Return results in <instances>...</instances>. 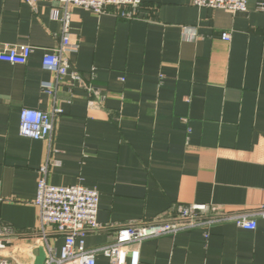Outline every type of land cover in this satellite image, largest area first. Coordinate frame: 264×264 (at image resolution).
I'll list each match as a JSON object with an SVG mask.
<instances>
[{"label": "crops", "instance_id": "crops-1", "mask_svg": "<svg viewBox=\"0 0 264 264\" xmlns=\"http://www.w3.org/2000/svg\"><path fill=\"white\" fill-rule=\"evenodd\" d=\"M197 6L192 0H142L133 18L114 6L102 14L71 6L78 49L57 81L43 57L63 36L65 8L40 0H0V49L33 47L26 64L0 61V257L46 264L64 236L39 228L34 200L41 176L100 193L98 222L86 247L115 240L128 221L205 204L230 212L264 206V12ZM230 33V40L222 38ZM51 83L52 88L44 86ZM90 87L105 98L91 104ZM96 98V97H95ZM61 112L50 140L20 134V111ZM256 229L234 221L149 238L139 264H264V218ZM96 264H111L99 252Z\"/></svg>", "mask_w": 264, "mask_h": 264}, {"label": "built area", "instance_id": "built-area-1", "mask_svg": "<svg viewBox=\"0 0 264 264\" xmlns=\"http://www.w3.org/2000/svg\"><path fill=\"white\" fill-rule=\"evenodd\" d=\"M34 5L40 0H24ZM65 8L63 18V36L60 45L43 57L45 69L52 72L57 81L63 82L67 77L70 83L81 81L82 77L76 70H71L69 55L78 49L69 33V12L71 6L82 7L95 14H102L107 7L114 6L125 18H133L142 0H46ZM197 6L222 8L232 12L246 10L247 0H192ZM256 7L264 12V0H257ZM224 40H230V33H223ZM33 47L22 44H4L0 49V61L11 64H26L33 52ZM44 86L52 88L51 83ZM94 95L91 104L100 103L105 95L90 87ZM96 97V98H95ZM61 112L55 109L47 112L31 107H23L20 111V134L22 136L50 140L54 119ZM48 164L40 168L41 176L37 184V195L34 200L39 209V228L47 233L48 227H54L55 232L64 236V244L60 256L57 257L49 248L46 264H96V255L101 252L106 255L111 264H128V246L138 245L142 241L164 234H175L182 230L195 227H209L214 223L234 221L244 229H256V216L264 218V206L253 211L230 212L218 206L205 204L179 205L174 214H165L147 221H128L117 228L115 240L97 249L86 247V236L102 227L98 222L100 193L97 189L82 184L54 185L48 182L46 175ZM10 226L0 221V236L12 233ZM1 246V242H0ZM139 246L131 252V264H139ZM0 264H10L0 257Z\"/></svg>", "mask_w": 264, "mask_h": 264}]
</instances>
